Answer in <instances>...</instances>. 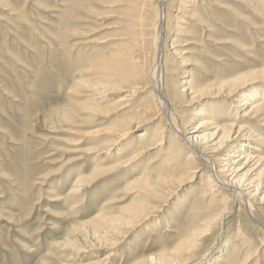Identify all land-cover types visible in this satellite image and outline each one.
Here are the masks:
<instances>
[{"label":"rangeland","instance_id":"1","mask_svg":"<svg viewBox=\"0 0 264 264\" xmlns=\"http://www.w3.org/2000/svg\"><path fill=\"white\" fill-rule=\"evenodd\" d=\"M184 1L168 0L166 8L165 59L176 70L170 73L166 65L163 71L168 83L165 94L180 124L196 127L207 117H196V110L218 108L212 126L234 121L237 131L246 119L240 118L243 108L235 110L238 103L232 99L236 98H225L212 87L181 93V83L204 87L248 75L247 92L261 87L264 0H195L193 20L175 10ZM129 15L122 0H0V264H78L80 260L135 264L152 255L168 257L189 235L192 220L202 216L200 208L193 217L189 211L201 201L203 175L184 183L174 181L175 194L165 199L148 201L130 189L144 170L158 174L167 145L149 150L127 170L113 162L149 146L151 135L167 127L164 116L145 121L121 144L116 142L113 152L106 151L118 139L112 134L116 123L151 97L150 90L141 91L120 110L119 100L126 92L102 96L94 91L103 80L102 60L124 46L132 48L137 63L152 66V30L144 33L138 24L133 36L121 39ZM177 49L186 52L187 63L175 55ZM121 81L117 82H125ZM262 122H258L262 129L251 136L257 144V138L264 136ZM144 129L145 135L139 137ZM95 130L103 132L94 134ZM258 147L264 155V144ZM81 180L86 182L73 192ZM224 197L217 196V210L225 206ZM140 202H147V211L129 219L128 208ZM255 206V219L246 208L237 207L219 234L205 238L199 254L220 239L211 256L191 264H208L211 259L222 264L215 259L222 253L228 264H234L232 254L246 240L238 238L239 224L241 237L249 235L243 245L246 251L259 246L264 240V205ZM119 219L123 225L117 224ZM112 223L120 227L117 234L110 231ZM256 257L264 264V247Z\"/></svg>","mask_w":264,"mask_h":264},{"label":"bare ground","instance_id":"2","mask_svg":"<svg viewBox=\"0 0 264 264\" xmlns=\"http://www.w3.org/2000/svg\"><path fill=\"white\" fill-rule=\"evenodd\" d=\"M122 1L128 4L131 15L128 16L129 18L125 24L127 33H125L121 39L126 40L129 36H133L134 26L138 24L139 27L142 26L143 32L152 30V32H150V34L153 35V37H150L153 39L152 46L154 47L153 53H150V56L153 54V58L150 57L151 60L153 59L152 66H149L148 63V67L143 63H137L132 57V48L129 45L124 46V48H120L111 52L110 55H106L107 57L105 56L102 60L101 68L103 69V73L101 74L103 75V80L98 82L100 84L96 86L94 91L102 96L105 95V93L107 94L113 91L117 93L126 92L127 94L119 100L122 103L120 110L126 109L130 104L129 102H131V100L133 101L132 96L134 97L141 91L150 90L149 94L151 97L148 101L142 103L139 109L127 114L116 123V126L112 129V134L116 135L118 139L114 141L115 145L110 146L106 151L107 153L113 152L117 143L121 144L127 135L134 132V129L138 128L139 125L143 124L145 121L155 120L164 116L168 125L167 127H159L155 133L151 135V143L149 146L139 147L129 158L122 160L123 158L120 159L118 157L113 161L116 164L115 167L120 166L121 170H127L141 160L144 154L149 150L159 148L160 146H168L165 151L167 156H165L166 161L163 163L162 171H158V174L155 175L153 173L155 170H144V173L140 177H136L132 180L130 189L138 191L139 194L146 197L148 201L156 197L165 199L167 196H173L175 194L172 191L174 181L184 183L186 180L190 181L195 178L197 174L205 176V179L203 178L201 183L205 188V190L204 188L202 190L201 201L194 203L189 211V217L195 216L199 208L203 210V213L201 217L199 216L192 220L189 235L181 240L173 249L171 252L172 256L152 255L147 258L145 257V259H141L135 264H191L198 261L203 256H209L214 252L217 244L219 245L220 239L218 240V238L213 241L204 253L199 254L205 238L213 234H219L225 220L232 217L237 207L238 211L246 208L249 214L255 219V205H264V155H261L263 151L258 147L259 143H262V145L264 144V136L260 135L257 138L258 142L260 141L258 144L255 143V139L251 137L252 135H257L255 133L259 131L258 127L262 129V126H259L258 122L261 120L264 121V84L254 91L247 92L245 90L247 86L245 85L246 79L249 77L248 75H243L236 79L217 81L204 87L201 86L202 83H196L195 86V84L193 85L189 81H182L181 84H183V89L180 91L181 93H186L191 89L205 91L212 87L219 89L220 94L225 98H236L232 99L234 101L236 100L238 103L234 105L235 110L240 107L243 108V112L239 114L240 118L243 117V119H246V123L240 126L237 131L235 130V123L233 120V122L227 121L231 124L224 123L214 127L212 126V118L216 114L219 115L217 113L218 108L215 110L212 108H204L194 112L196 117L207 116L203 117L196 127L189 128L187 122L180 124L175 116L171 100L165 94V87L167 88L168 83L166 82V85L163 74L166 65H168V59H165V41L169 26V17L166 8L170 7H168V0ZM194 2L195 0H186L184 3L181 2L175 10L186 20H193L196 13V11L192 9ZM151 15L154 17H151ZM182 19L181 17L180 20ZM180 24L178 26H180ZM147 35L145 34L146 37ZM174 53L176 56H179L183 64L187 63L184 58V54H186L184 50L180 51L177 49ZM168 66L169 72L174 73L176 70L175 67L170 66V64ZM255 73L257 72L252 74ZM258 76L263 77L264 74L261 73ZM118 80L125 82L123 84L120 82L118 83ZM135 80L137 81L135 82ZM235 110H233V113ZM251 123L255 124L254 128H251ZM263 124L264 122H262V125ZM252 129L256 130L252 131ZM145 131L144 129L142 133L139 134V137L144 136ZM101 132L103 131L95 130L94 134H99ZM228 148L231 149L228 150ZM97 172L98 171H96V173ZM85 182L84 180L78 181L73 192H79V186H82ZM223 194H226L223 200L225 206L217 210L214 203H216L217 196ZM209 196H212L213 199L209 201L207 206H204ZM259 196L261 197L259 198ZM145 203L147 202L136 203L135 207L128 208L130 214L129 219L138 218L145 214L147 211ZM210 203H213V205L211 206ZM117 222V224L122 225L124 223L122 219H119ZM241 225L242 224H239L240 227L238 226V236H240L238 238L241 240L246 239L244 241V244H246L249 235L241 237L243 234ZM106 226H104V228ZM110 228V231L114 234H117V232H119L118 229H120L115 223H112ZM108 232L109 231H107V234ZM114 245H116V243H114ZM243 245L237 246L240 247V249L237 248L236 251L233 252L232 258L230 259L231 262L234 264H252L254 262L260 264L256 256H258V250L264 247V240L259 246L256 245L253 250L249 249L246 251ZM82 247L80 246L79 249L81 250ZM88 247L89 246H87V248ZM243 253L244 258L241 259ZM222 254L215 256L216 261L218 263L228 264V261L222 257ZM214 263L215 260L213 261V259H211L208 264ZM78 264L102 263H90L88 260H80Z\"/></svg>","mask_w":264,"mask_h":264}]
</instances>
